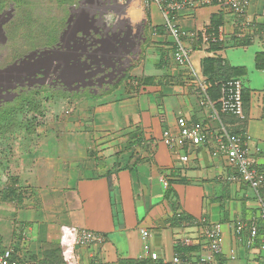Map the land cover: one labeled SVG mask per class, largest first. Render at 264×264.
Segmentation results:
<instances>
[{
    "label": "crops",
    "instance_id": "crops-1",
    "mask_svg": "<svg viewBox=\"0 0 264 264\" xmlns=\"http://www.w3.org/2000/svg\"><path fill=\"white\" fill-rule=\"evenodd\" d=\"M107 1L110 0H73L68 25L89 24L88 10L95 9L98 16L108 7ZM120 1L115 5L121 12L120 30L113 29V32L120 35H125V30L132 35L140 32L139 47L136 55L132 54L135 60L125 74L128 77L125 93L129 95L118 98L113 94L118 85L106 93L112 84L104 85L102 94L82 91V95L94 94L95 101L91 102L92 111H89L100 118L95 120L88 114L84 117L87 120L67 122L71 140L77 137L76 157L79 159L65 157L60 162V156L49 145L34 153V149L26 151L24 157L19 155L21 152L14 153L12 174L18 176L17 182L20 178L23 182L31 179L26 184L38 188L36 198L42 212L38 216L34 214L32 219L19 220L20 216L15 219L17 225L24 222L25 228L32 230L30 240L15 233L18 241L10 237L6 240L0 233V243L20 248L19 254L23 257L30 250L35 259L41 257L46 245L60 244L62 264H172L176 254L188 259L189 264H202L199 257L208 254L209 248L201 226L188 223L191 219L206 218L222 224L224 238L222 252L214 255L212 264H264L261 247L264 184L256 191L243 182L227 181L226 176L233 170L217 152L214 142L223 127L249 134L246 143L249 158L254 166L264 170V153L255 152L256 145L264 144V81H261L264 69L255 67V53L264 51V0H249L247 18L255 22L256 27L253 24L247 27L242 39L232 38L240 26L226 9L211 12L208 20L197 26L195 8H185L174 19L175 32H172L156 4L145 11L140 0H127L126 5L124 0ZM220 10L223 24L213 30L210 16ZM82 11L83 17H78ZM207 35L223 41L222 49L216 54L221 55L226 64L246 68V74L241 77L246 79L242 84L249 91V99L241 118L220 117L219 100L212 98L210 82L201 72L203 57L215 53L208 51L214 42L206 41ZM198 38L200 43H196ZM178 42L182 43L188 58L195 55L200 74L190 58V64L175 58ZM238 51L247 59L236 60ZM231 58L233 63H230ZM146 61L151 65L148 72ZM144 77H148L145 82L141 81ZM86 100L80 101L78 106H84ZM76 106L75 102L70 104L65 114L76 110ZM180 117L192 128L207 132V140L197 145L187 141L183 147H168L162 134L168 131L177 135ZM132 138L136 145L126 146ZM26 170L32 171L30 176H24ZM169 175L170 179L183 180L171 183L172 192L167 194L168 185L163 180ZM26 184L22 185L28 187ZM26 195L21 197L23 201ZM22 215L26 214L22 212ZM184 215L187 217L181 218ZM253 218L257 219L258 236L249 246L245 243L247 228L238 235L232 226L246 224ZM32 223H37L36 229ZM40 224L44 225L42 231ZM62 226L92 230L100 233L103 241L66 248L60 243ZM142 229L147 233L145 237ZM183 239H188L189 244H184ZM151 252L157 253V260L151 259Z\"/></svg>",
    "mask_w": 264,
    "mask_h": 264
},
{
    "label": "rangeland",
    "instance_id": "rangeland-1",
    "mask_svg": "<svg viewBox=\"0 0 264 264\" xmlns=\"http://www.w3.org/2000/svg\"><path fill=\"white\" fill-rule=\"evenodd\" d=\"M72 0H33V2H27L26 0H22L20 2L19 7H15L14 3L8 4V6L5 9L4 12H0L1 18L4 20H10L7 22V24L3 25L1 23V26L3 25L2 29L5 32V37L1 35L0 30V57L3 58L2 65H6L8 63H11L15 58H18L22 56L24 53H26L28 50L32 48H38L42 47L44 45H47L48 43L45 41V38L43 41L46 43L44 44H37L35 47L31 44L32 38H27L29 31L37 30L39 32H42L44 29L54 28L59 26V24H65L68 22V19L71 15V10L73 7V3H71ZM71 3V4H70ZM221 6L219 4H211V5H204L199 6L194 9L195 11V23L197 26L201 25V22L207 21L208 17L211 12H215L218 9H220ZM2 19H0V22ZM61 25V28L63 29L64 26ZM50 28V29H51ZM61 29V30H62ZM52 32V29L50 30ZM58 34V33H57ZM60 34V31H59ZM50 35V34H49ZM56 35V34H54ZM40 41H42V37L39 38ZM139 45L134 49V51L130 52L129 56H127V61L121 65H127L125 67V70L123 73L119 76V79L117 82L112 84L111 89L108 92H111L114 90L118 84V88L114 90L113 94H117L120 97L129 95L126 94L125 91L127 90V87L125 86V74L129 67L134 62L133 55H136V51ZM203 52H200V55L203 56ZM236 60L240 61L245 58V56L240 52H235ZM242 57V58H241ZM190 62L194 69L196 70L197 74H200L199 70V63L196 59L195 55H189ZM147 59V58H146ZM247 57L244 59L246 60ZM248 64V61H246ZM230 63H233V59H230ZM151 65L148 61L145 63L146 72H148V67ZM124 68V67H123ZM128 78V77H126ZM242 83L246 82L245 77L240 78ZM262 82L264 80H261ZM116 86V87H115ZM126 88V89H125ZM95 93H104V91L100 90H91ZM31 97L35 99L40 104V111L42 113H35L32 110H26L24 113L19 115H3V117H0V233L5 237L6 240L9 239V237L12 240H19L17 236L20 234L22 237H24V240H30L29 236H31L32 230H28L25 228L24 222L18 223L16 222L17 216L19 220L24 219H32V216L36 214L38 216L40 212H42L41 207L39 206V203L37 202V190L38 188L35 186H32L31 184H26L27 181L31 182V179L20 180L16 182L15 180H18V176H15L12 174L11 167L14 157V153L21 152L19 155L26 154V151L36 152L37 150L44 149L48 145L56 151V154L60 156V162L63 160V158H77L76 152L78 146L75 142L77 140L76 135L73 140H71V136L69 135V127L67 125V122L72 120H87L84 118L87 115H93L90 111L92 108V103L94 102V94L88 95L83 94L82 91H71L70 88H67L65 91L57 90L55 92L54 97H50L48 93L44 91H39L35 95L32 96V93H29ZM112 94V95H113ZM72 98V99H71ZM87 99V100H86ZM20 96L15 99V101L12 104H16L20 102ZM86 100L85 105H80V101ZM75 102L77 104L76 110L71 112L70 114H65V111L69 110L70 104L72 105ZM84 108V109H81ZM2 109V108H0ZM74 109V108H72ZM90 110V111H89ZM103 116V115H102ZM95 120H98L100 116H94ZM27 121V122H26ZM30 123H33L30 125ZM35 123V128H32ZM88 123V122H86ZM12 124L14 126H12ZM26 125H29L26 127ZM108 126H106L107 128ZM32 132V133H31ZM117 136L119 134V131L116 132ZM72 141V142H71ZM39 142H44L43 144H38ZM46 142V143H45ZM29 145V146H28ZM94 146V145H92ZM28 147V148H26ZM26 148V150H25ZM24 157V155H23ZM21 161V160H19ZM24 161V159H22ZM85 163V162H84ZM83 163V164H84ZM28 167V166H26ZM15 170H13L14 172ZM28 172V173H27ZM16 173V171L14 172ZM32 171L26 170L24 171V176L27 175L30 176ZM36 173V172H35ZM16 182L19 184L20 189V199L23 196V194H27L25 197L26 200H20L14 202H8L5 199H2L3 192L2 189L6 184L14 183ZM22 184H26L27 186H23ZM48 200V199H47ZM47 209L50 208V206H45ZM22 210L23 213L26 215H22V212L18 210ZM55 209V208H54ZM18 211V213H15V211ZM179 210V209H178ZM56 211V210H55ZM179 210L178 212H180ZM45 215V214H44ZM35 216V217H36ZM179 216V215H178ZM33 224V223H32ZM34 229L37 227V223H34ZM40 228V231H42L41 228L44 227L43 224L38 225ZM10 228V230H8ZM14 228V229H11ZM23 230H21V229ZM184 229L185 227H177V229ZM182 231V230H178ZM12 232V233H11ZM31 232V233H30ZM17 235L15 237V235ZM22 233V234H21ZM11 240V241H12ZM43 240V238H42ZM13 242V241H12ZM16 241H14L15 243ZM1 244V243H0ZM3 245V244H1ZM54 245L48 244L46 245V248ZM9 246V245H7ZM18 246H21V243L18 244ZM23 247L26 249L28 247L27 242L25 241V244ZM22 248V246H21Z\"/></svg>",
    "mask_w": 264,
    "mask_h": 264
},
{
    "label": "built area",
    "instance_id": "built-area-1",
    "mask_svg": "<svg viewBox=\"0 0 264 264\" xmlns=\"http://www.w3.org/2000/svg\"><path fill=\"white\" fill-rule=\"evenodd\" d=\"M140 3L145 11H148L152 4H156L164 17L166 27L172 32H175L173 21L178 12L185 8H197L199 6L211 4H219L222 9H226L236 17L240 26L239 32L235 34L237 39L243 38L247 31L246 28L252 24L247 18L249 0H140ZM205 40L216 43L220 41L221 38L207 35ZM174 55L175 58L180 61H186L190 64L187 51L181 42H178ZM242 90L243 84L240 78H230L220 82L219 105L221 113L240 118L243 117ZM177 125V135H172L168 131H164L162 134L164 143L170 148L183 147L187 141L195 145L201 144L205 142L209 136L207 132L192 128L182 117L177 119ZM249 138V134L245 132L234 134L223 127L219 133L215 135L214 142L217 147V152L219 151L224 156L226 165L233 170L232 174L226 176V180L233 183L243 182L257 191V189L264 184V170L254 166L249 158V149L246 145ZM255 152L264 153V144L256 145ZM186 158L187 156L185 155L184 159ZM163 183L166 185L167 181L164 179ZM262 209V216L264 219V205ZM184 224L187 225V223ZM188 225L201 226L207 248H209V253L200 256L199 262L202 264H212L214 255L222 252L224 239L222 225L219 222L208 221L206 218L191 219ZM232 227L234 233L238 235L247 228V236L245 238L246 245H252L258 236V223L256 218L251 219L246 224L237 223ZM141 233L143 237L147 234L143 229ZM102 241L103 236L92 230L71 226H62L60 229V242L66 248H73L76 245L83 246L101 243ZM182 242L184 244H189L188 239H183ZM261 247L264 250V239L262 240ZM12 256V246L0 245V264H19ZM150 256L153 260H157L158 258L156 252H151ZM231 258L233 259L234 255H231ZM171 262L172 264L190 263L188 259L181 258L178 254L173 256Z\"/></svg>",
    "mask_w": 264,
    "mask_h": 264
},
{
    "label": "flooded vegetation",
    "instance_id": "flooded-vegetation-1",
    "mask_svg": "<svg viewBox=\"0 0 264 264\" xmlns=\"http://www.w3.org/2000/svg\"><path fill=\"white\" fill-rule=\"evenodd\" d=\"M83 15L84 11L79 12L78 17ZM87 16L89 24L69 26L66 23L57 41L32 48L11 63L2 65L3 58L0 57V108L29 93L33 96L44 91L54 97L57 90L65 91L67 88L73 92L102 91L104 85L118 81L127 66L121 67L127 61L124 58L140 42V32L132 35L125 30V35L117 32L98 35L103 27L102 20L95 16V9L88 10ZM3 18L0 16V30L6 39L2 27L10 18L4 22ZM89 30H94L95 34Z\"/></svg>",
    "mask_w": 264,
    "mask_h": 264
},
{
    "label": "trees",
    "instance_id": "trees-1",
    "mask_svg": "<svg viewBox=\"0 0 264 264\" xmlns=\"http://www.w3.org/2000/svg\"><path fill=\"white\" fill-rule=\"evenodd\" d=\"M22 0H0V11L4 8H6L8 6V4H10L11 2L14 3L15 7H19L20 6V2ZM27 2H33V0H26ZM68 1V0H65ZM73 1V0H72ZM71 1V2H72ZM223 20H224V16L222 13V10H220V12L218 13H214L210 16V25L211 28H213V30H215L219 25L223 24ZM253 24V23H252ZM61 25L59 24V26L51 28L52 32L50 31L51 29L49 28L44 29L42 32H39L37 30H33V31H29L27 34V38H32L31 40V44L35 47L37 44H44V43H49V42H55L58 40L59 37V31H61ZM239 25V24H237ZM255 25L256 27V23L254 22L253 26ZM64 26V24L62 25ZM58 33V34H57ZM50 34V35H49ZM56 34V35H54ZM40 37H42V41H40ZM235 36L233 35L232 38H234ZM45 38V41H43V39ZM242 39V38H241ZM44 42V43H42ZM196 43H200V38H198L196 40ZM223 47V41H218L216 43H212L210 45V47L208 48V51H215V53L213 55H206L205 57H203L202 61H201V72L203 74V76H205L207 78V80L210 82V88H211V96L213 99H218L219 100V96H220V91H219V84L221 81L226 80V79H230V78H240L241 76L246 74V68L244 66H231L225 63L223 57L219 54H216L217 51H219L220 49H222ZM255 67L257 69H264V51H260V52H256L255 53ZM146 80H148V77H144V79H142L141 81L145 82ZM120 82H118L116 84V86L119 84ZM242 99H243V109L246 108V102H248L249 99V91L246 90L245 88H243L242 90ZM20 102L16 104H11L8 105L6 107H3L2 109H0V117H3V115H19L24 113L26 110H32L35 113H42L40 111V104L35 101V99L33 97H31V95H21L20 96ZM219 102V101H218ZM218 105V103H217ZM220 111V110H219ZM220 117L223 119L227 120L228 118H236L235 116L232 115H226V114H220ZM237 119V118H236ZM229 120V119H228ZM240 121V119H239ZM27 122V121H26ZM33 123H30V125H32ZM12 126H14L12 124ZM29 125H26V127H28ZM32 128V132L33 129L35 128V123L33 125ZM227 130L229 132L232 133H238V131L234 130L233 128H230ZM31 132V133H32ZM134 139L132 138L131 142L129 145V147H133L136 144L133 142ZM140 142V140H138V143ZM170 175L167 176V189L166 192L167 194H170L172 192V190L170 189V184L177 182L178 181H182V178H178V179H170ZM17 182V180H15ZM16 182L14 183H10V184H6L3 189V196L2 199H5L7 201H12L14 199L16 200H20V187L19 184H17ZM182 217H187L186 215L181 216ZM20 236V235H19ZM60 244H54L49 246L48 248H46L45 250H42L41 253V257L38 259H35V256L32 254V252L30 250H27V253L25 255V257H23V255L19 254V249L20 248H16L13 247V259L17 260L19 264H62L63 258L61 255V248L59 246Z\"/></svg>",
    "mask_w": 264,
    "mask_h": 264
},
{
    "label": "water",
    "instance_id": "water-1",
    "mask_svg": "<svg viewBox=\"0 0 264 264\" xmlns=\"http://www.w3.org/2000/svg\"><path fill=\"white\" fill-rule=\"evenodd\" d=\"M118 2H121L120 0H110L107 1V8L105 11H103L100 15H98V18L102 20L103 27L100 29L98 34H101V32H107L111 33L113 32V29H117L118 31L120 28H118V18L121 17V12H119L115 7V5L118 4ZM127 0H124V3L126 5Z\"/></svg>",
    "mask_w": 264,
    "mask_h": 264
},
{
    "label": "clouds",
    "instance_id": "clouds-1",
    "mask_svg": "<svg viewBox=\"0 0 264 264\" xmlns=\"http://www.w3.org/2000/svg\"><path fill=\"white\" fill-rule=\"evenodd\" d=\"M91 31H93V30H90V32H91ZM128 70H129V69H128ZM125 74H126V73H125ZM126 79H127V78H126V75H125V81H126ZM67 113H68V112H67ZM211 222H212V221H211ZM219 223H220V222H219ZM220 224H221V223H220ZM221 225H222V224H221ZM60 243H61V242H60ZM1 246H6V245H1ZM9 246H10V245H9ZM61 246H63V245L61 244ZM12 247H13V246H12ZM64 247H65V246H64Z\"/></svg>",
    "mask_w": 264,
    "mask_h": 264
}]
</instances>
